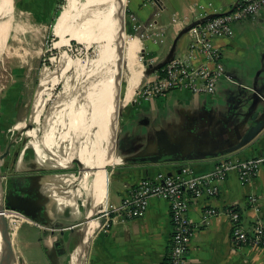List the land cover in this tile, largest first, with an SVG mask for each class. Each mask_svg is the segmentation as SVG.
Returning <instances> with one entry per match:
<instances>
[{
	"label": "crops",
	"instance_id": "obj_1",
	"mask_svg": "<svg viewBox=\"0 0 264 264\" xmlns=\"http://www.w3.org/2000/svg\"><path fill=\"white\" fill-rule=\"evenodd\" d=\"M234 1H65L53 26L58 45H67V40L115 41L121 47V71L117 65L111 66L108 50L83 63L65 60L63 53L55 68L39 69L28 116V123H39L37 129L20 123L27 100L20 101L19 123L14 129L30 139L31 152L23 147L18 153L8 142L0 151V173L54 175L58 186L54 196L48 192L50 200L42 202V209L33 202L27 206L39 208L37 213L46 225L18 212L28 220H19L15 233L13 250L19 264H74L75 257L77 264H165L172 232L165 200L149 199L141 218L112 219L106 232L98 217L101 210L117 205L141 179L156 174L174 177L183 167L199 176L223 160L239 162L264 154V8L232 24L229 38L212 41L223 68L213 94L173 89L156 98L137 95L141 84L154 76L155 65L187 53L188 38L178 33L171 23L173 17L193 23L226 12ZM123 8L130 16L125 35ZM8 12L5 53L7 40L19 35L18 67L25 79L32 80L28 75L35 65L30 66L27 60L37 56L38 50L24 41L26 27L15 22L11 0ZM114 58H118L116 53ZM191 64L213 67L212 61L198 54ZM105 70L107 74H103ZM11 73L14 82L0 96L3 130L11 123V109L22 99L19 77L14 70ZM74 74L77 80H71ZM53 89L58 93L43 113ZM91 128V137H86ZM80 138L83 142L75 148L74 142ZM88 141L101 142L103 147L92 149ZM31 153L34 157L30 158ZM217 190L214 196L188 204L192 234L184 264H264L262 248L232 241L224 213L236 207L240 227L249 229L257 222L264 227V165L246 184L239 182L236 172H228ZM251 197L255 208L247 203ZM205 208L220 213L204 220ZM55 242H59L61 253L52 257Z\"/></svg>",
	"mask_w": 264,
	"mask_h": 264
},
{
	"label": "built area",
	"instance_id": "obj_2",
	"mask_svg": "<svg viewBox=\"0 0 264 264\" xmlns=\"http://www.w3.org/2000/svg\"><path fill=\"white\" fill-rule=\"evenodd\" d=\"M261 8H264V0H235L226 12L207 15L193 23L173 17L171 23L178 33L188 38L187 53L165 62L150 80L141 84L137 95L143 99L156 98L173 89H185L193 94H213L217 78L223 75V68L219 63V51L212 45V41L229 38L232 24L255 15ZM196 54L212 61L213 67L193 66L191 61ZM261 165H264V154L239 162L223 160L211 172L199 176L191 175L189 169L183 167L174 177L156 174L152 178L141 179L117 205L101 210L98 217L104 221L102 230L106 232L114 218L122 222L141 218L151 198L165 200L172 227L165 264H184V255L192 234L187 217L189 202L203 196L216 195L217 184L231 171L236 172L241 184L248 183ZM247 203L255 208L254 197ZM219 213L216 209L205 208L202 219ZM224 213L229 219V234L234 243L264 250V227L261 223L243 229L239 225L236 207H229ZM3 216L11 232H8L9 237L15 236L19 220L28 221L25 216L13 210H4Z\"/></svg>",
	"mask_w": 264,
	"mask_h": 264
},
{
	"label": "rangeland",
	"instance_id": "obj_3",
	"mask_svg": "<svg viewBox=\"0 0 264 264\" xmlns=\"http://www.w3.org/2000/svg\"><path fill=\"white\" fill-rule=\"evenodd\" d=\"M66 0H62L60 4H55L54 0H13V12L12 16L15 17V22L22 25V27H26L25 32L23 34V39L28 44H31V47L34 50H38V55H32L31 59L29 58L27 62H29L30 66L35 65V69H33L29 75L27 80L24 77L22 70L18 67V58L16 54H20L19 50L21 47L20 41H18L19 35L17 39L9 38L6 43V53L4 50V54L1 56L0 60V96L3 95L5 88L14 82V77L11 73V70H14L19 77L18 82L20 83L18 92L20 91V97L22 95V99L20 98L17 103L11 109V123L6 126L3 130L0 125V151H3L5 145L8 142L13 144V149L19 153V151L25 147L26 151L31 152L30 149V139L24 137V135L19 132V130L14 129V125L19 123V109L21 107L20 101L27 100L26 106L24 108V113L22 118L20 119V123L23 126H26L28 123V116L30 110V103L32 99V95L36 86V79L38 76L39 69L42 67H46L51 70V68H55L57 64V60H59L60 55L64 53L65 60H77L79 63H83L85 59H97L102 50H108L107 53L111 54L109 61L111 62V66H118L116 68L119 73L121 71V61L119 60L121 54V47L118 46L115 41H111L110 43H106L104 41L92 42L87 49H84L82 44H78L73 40H67L64 46L58 45V38L53 35V26L55 22V14L54 10L58 9L61 11L63 5ZM80 2L81 0H77ZM126 1V0H125ZM125 8V3H124ZM123 8V10H124ZM123 13V29L125 30V24L128 19H130L126 10ZM1 24V23H0ZM171 24V23H170ZM4 25L5 20L3 21V26L0 25V41L3 39V48H4ZM25 25V26H24ZM51 26V27H50ZM23 46V45H22ZM115 53L118 55L117 60H115ZM44 60V61H43ZM115 70V68H112ZM102 70V68L100 69ZM70 72V71H69ZM103 71V74H107ZM69 74V73H68ZM77 80V77H71V80ZM70 84H72L70 82ZM55 88V86H54ZM24 90L27 91L26 95H24ZM58 92L59 89L57 88ZM23 92V93H22ZM57 92V93H58ZM53 89L51 92V97L47 101L45 105V109L43 113L47 111V108L50 106L52 102V98L57 94ZM117 103L121 104L120 99H117ZM1 117V116H0ZM42 117L40 118V122ZM117 120V119H116ZM32 128H38L39 123L31 124ZM94 128H91L89 133L86 134V137H91ZM17 131V132H16ZM19 132V133H18ZM83 142V138L76 140L74 143V147L77 148ZM92 149H102L103 144L100 142H87ZM32 154V153H31ZM29 154L28 157H34L33 154ZM43 155L49 157L46 153L43 152ZM63 173V172H62ZM67 173V172H66ZM1 174V173H0ZM68 175L70 173H67ZM70 179L72 177L70 176ZM8 226V225H7ZM8 232L11 234L9 227H7ZM12 246L14 244L15 236H10Z\"/></svg>",
	"mask_w": 264,
	"mask_h": 264
},
{
	"label": "water",
	"instance_id": "obj_4",
	"mask_svg": "<svg viewBox=\"0 0 264 264\" xmlns=\"http://www.w3.org/2000/svg\"><path fill=\"white\" fill-rule=\"evenodd\" d=\"M8 1L9 0H3V5H2V12H3L2 15H3V17H7L9 15L8 8H7ZM11 5H12V9H13V0H11ZM123 13H124V10H123ZM122 32H123V35H125L124 29L122 30ZM169 59H171V58H169ZM169 59L163 61L162 63H159V64L155 65L153 70L157 71ZM5 153H6V151H4V154ZM4 154H2V155H4ZM0 159H1V155H0ZM73 162L77 165L78 168L85 169L77 161L73 160ZM25 179L27 181H29V182H33V181L34 182H38V183H36L34 185L33 188L35 190L40 191V193H41L40 195L44 196V201L45 202H48L50 200L49 198L46 197L48 192L50 193L49 188L58 186V182H56L57 180H56V178H54V175L41 174V175H37V176L26 177ZM40 180H43L44 183L41 184ZM11 185L12 184H10L9 182L7 183L8 187H11ZM47 187H48V190H47ZM14 192H15L14 190L11 191V193H14ZM8 197H9L8 194H7L6 198L2 194V184H1V180H0V239H1L3 255H4V258L3 257L0 258V264H17L16 261H15V253H14V250H13L11 239H10L9 234H8L6 220H5L4 216H3V211L4 210H15L17 212L25 214L26 217H29V218L35 220L36 222L41 223L42 225H46L47 223L37 213V210L39 208L42 209V203H41L39 208H33V209H26L25 210L24 208L15 205V203L17 202L16 199H13L12 202H10V203L7 202ZM4 198H5V201H4ZM24 204H26V203H24ZM59 234L60 235L62 234L61 230L59 231ZM58 246H59V242H55L54 243L55 251H52V253H51L52 257H55V254L61 253V251L59 250ZM0 255H1V252H0ZM47 258L51 259L50 254L47 255ZM18 262L20 263V260H18Z\"/></svg>",
	"mask_w": 264,
	"mask_h": 264
},
{
	"label": "flooded vegetation",
	"instance_id": "obj_5",
	"mask_svg": "<svg viewBox=\"0 0 264 264\" xmlns=\"http://www.w3.org/2000/svg\"><path fill=\"white\" fill-rule=\"evenodd\" d=\"M42 173H36V174H30V175H15V174H11V175H6L0 174V180H1V184H2V194L4 195V197L6 198L7 194H8V200L7 202H12L13 199H16V204H18V206L29 209L28 207L30 205H32V202L34 204V206H37V204H41L42 202H44V196L40 195V191L35 190L33 187L36 183L38 182H29L27 181L25 178L26 177H30V176H37V175H41ZM12 184L11 187L7 186V183ZM40 182H42V180H40ZM23 184V185H22ZM15 189H14V188ZM14 190V193H11V191ZM4 198V201H5ZM26 203V204H24ZM28 206V207H27ZM33 206V208H34ZM15 211V210H13ZM76 258L74 259V264L76 263ZM79 262H81V255H80V259Z\"/></svg>",
	"mask_w": 264,
	"mask_h": 264
},
{
	"label": "bare ground",
	"instance_id": "obj_6",
	"mask_svg": "<svg viewBox=\"0 0 264 264\" xmlns=\"http://www.w3.org/2000/svg\"><path fill=\"white\" fill-rule=\"evenodd\" d=\"M9 2H10V0L8 1L7 8H8V5H9ZM2 5H3V0H0V23H1L0 25L1 26H3V21L6 20V18H7V17H3V15H2L3 14V12H2ZM104 42H106V41H104ZM2 43H3V39H1V41H0V58H1L2 55H5L4 54V48H3V44ZM106 43H110V42H106ZM78 44H82L83 48L84 49H87L91 43H78ZM105 51H106L105 49L102 50L98 58H100ZM93 166H95V165H93ZM49 190H50L52 196H54V193L56 192V190L54 189V187H50ZM88 226H89V223L87 222L86 224H84V226L82 228L83 229V234H82L81 240L79 242V246H78L79 248H80V246L83 243V236H84V233H85L84 230L86 228H88ZM0 252H1L0 258H2V257L4 258L3 250H2V245H1V239H0ZM15 261H16L17 264H19L18 259H17L16 256H15ZM70 264H72V263L70 262Z\"/></svg>",
	"mask_w": 264,
	"mask_h": 264
},
{
	"label": "trees",
	"instance_id": "obj_7",
	"mask_svg": "<svg viewBox=\"0 0 264 264\" xmlns=\"http://www.w3.org/2000/svg\"><path fill=\"white\" fill-rule=\"evenodd\" d=\"M61 1H62V0H54V3L57 4V6H58V4H60ZM57 13H58V9H55V10H54V14L56 15ZM43 61H44V60H43ZM157 71H159V69H158Z\"/></svg>",
	"mask_w": 264,
	"mask_h": 264
}]
</instances>
